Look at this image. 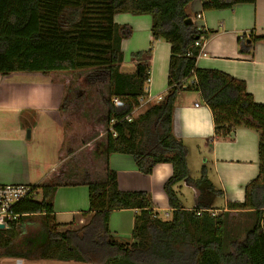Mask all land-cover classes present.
I'll list each match as a JSON object with an SVG mask.
<instances>
[{"label":"trees","instance_id":"1","mask_svg":"<svg viewBox=\"0 0 264 264\" xmlns=\"http://www.w3.org/2000/svg\"><path fill=\"white\" fill-rule=\"evenodd\" d=\"M195 0H0V74L14 72L72 71L98 67L108 79V121L114 119L117 136L107 132L100 154L131 155L139 169L150 175L156 165L170 163L172 175L164 191L172 209L170 219L154 210L146 191H122L117 174L108 168L103 181L87 184L89 209L81 212L85 222L56 220L54 198L58 184L31 185L36 198H26L16 208L23 214L10 228L0 229V254L27 260L73 261L82 264H264V104L247 92L244 81L220 70L197 67L200 48L195 42L215 31L199 29L187 12ZM203 10L230 9L256 0H201ZM150 15L152 46L134 52V73L121 70L124 53L121 41L131 27L114 21L116 14ZM244 39V40H243ZM264 37L239 39L241 53L250 54L253 44ZM171 45L168 89L162 100L149 105L132 121L124 119L134 104L148 96L153 44ZM251 42H250V41ZM250 42V43H249ZM194 77L195 84L190 79ZM198 91L212 111L216 135L229 137L243 127L259 134V175L245 189V201L232 206L249 210L254 222L243 241H232L225 250V220L212 215L215 201L224 197L208 177L203 165L194 179L188 166L187 146L173 132V114L179 95ZM118 98L120 107L112 102ZM66 107L62 105V109ZM196 190L193 210L183 207L179 183ZM132 209L134 241L118 240L109 227L113 211ZM201 212V214H198ZM159 214V217L154 215ZM39 230L49 233V243L32 250L17 246Z\"/></svg>","mask_w":264,"mask_h":264},{"label":"crops","instance_id":"2","mask_svg":"<svg viewBox=\"0 0 264 264\" xmlns=\"http://www.w3.org/2000/svg\"><path fill=\"white\" fill-rule=\"evenodd\" d=\"M186 10L199 29L215 31L207 35L197 67L220 70L244 81L253 100L264 104V39L253 44L250 54L241 53L239 44L243 35L264 37V0L206 11L203 2L195 0ZM114 21L132 29V34L121 41L124 53L121 70L134 73L131 54L152 46V18L122 13L116 14ZM152 48L148 106L157 103L167 92L171 56V45L164 40L156 41ZM53 76L51 72L0 74V184H58L53 202L56 220L69 223L82 219L84 223L86 219L80 214L90 205L87 184L105 180L106 170L110 168L117 174L120 190L146 191L153 199L156 212L161 216L171 213L163 187L172 175V165L158 164L152 174L145 175L131 155L100 154L107 142L105 126L99 119L102 114L87 107L62 109L70 79L65 75ZM193 80L194 77L190 82ZM173 132L187 146L191 177L200 178L203 165H207L209 179L224 192L213 210L225 220V250L232 253L230 243L243 241L254 222L252 211L232 205L245 201L247 185L259 175V134L240 127L229 137L217 136L212 111L194 90L179 95L173 114ZM176 189L183 207L193 210L195 188L182 182ZM61 193L62 201L59 200ZM183 193L191 195V199L194 196V207L185 205ZM136 213L132 209L113 211L109 227L118 240L132 242ZM65 216L71 220H62Z\"/></svg>","mask_w":264,"mask_h":264},{"label":"rangeland","instance_id":"3","mask_svg":"<svg viewBox=\"0 0 264 264\" xmlns=\"http://www.w3.org/2000/svg\"><path fill=\"white\" fill-rule=\"evenodd\" d=\"M54 74L53 77H59L60 75H65L69 77V83L67 85V93L65 95L63 104L68 108H73V110H79L82 107H87L90 110H96L102 116L99 118L100 122L104 124V132L107 133L108 129L110 128V124L108 123V100H109V84L108 79H101L102 72L98 69V67H88L78 69L75 72L72 71H53L51 72ZM71 87V88H68ZM113 101V100H112ZM144 110V108H143ZM77 112V111H76ZM29 131V130H28ZM27 131V133H28ZM94 136V135H93ZM185 190H183L184 192ZM184 194V200L186 206L194 207V196L191 199V195L188 193ZM183 199V198H182ZM219 198L216 199V204L219 202ZM59 200H63L62 193L59 195ZM215 204V205H216ZM62 220L70 221L71 217L65 216L61 217ZM255 219V217H254ZM61 220V221H62ZM82 219H80L79 225L82 223ZM58 222V221H57ZM1 231H4L2 229ZM50 237L49 233L46 230H39L36 234L27 236L26 239L23 240L22 243L18 244L17 246H21L22 248H27L24 246V241H26V245L32 249L37 250L39 248H43L47 243H49ZM134 238H132V241ZM15 258L17 257H10L4 256L0 254V264H13ZM24 259V258H23ZM27 264H82L76 263L73 261L69 262H60L55 260H27L24 259Z\"/></svg>","mask_w":264,"mask_h":264},{"label":"built area","instance_id":"4","mask_svg":"<svg viewBox=\"0 0 264 264\" xmlns=\"http://www.w3.org/2000/svg\"><path fill=\"white\" fill-rule=\"evenodd\" d=\"M195 46L200 48V55L204 53L206 46V36H202L195 42ZM199 55V56H200ZM191 84H195L194 81ZM163 97L158 98V102L162 100ZM115 106L120 107L123 105V102L114 98L112 101ZM151 102V98L149 96L145 98H141L137 103L134 104L133 110L129 115H127L124 119L127 121H132L135 117H137L142 111L143 108L148 106ZM199 104H196L198 106ZM110 128L107 132H110L114 137L117 136V133L114 129V125L116 121L111 119L109 121ZM37 191L33 189L31 185L28 184H0V224L4 225V228H10L12 223H15L20 220L22 216L21 213L16 211V208L20 202H22L26 198H36ZM212 215H216L217 212L215 210L210 211ZM201 214V212H198ZM161 216V215H160ZM154 217H159V214L154 215ZM163 219H170L171 213L165 212L162 216ZM262 226L264 227V220L262 221ZM13 264H27L23 258H15Z\"/></svg>","mask_w":264,"mask_h":264},{"label":"water","instance_id":"5","mask_svg":"<svg viewBox=\"0 0 264 264\" xmlns=\"http://www.w3.org/2000/svg\"><path fill=\"white\" fill-rule=\"evenodd\" d=\"M192 22H193L192 18H188V19L186 20V23H187V24H190V23H192ZM28 133H29V131H28ZM28 137H29V134H28ZM0 229H4V225L0 224Z\"/></svg>","mask_w":264,"mask_h":264}]
</instances>
